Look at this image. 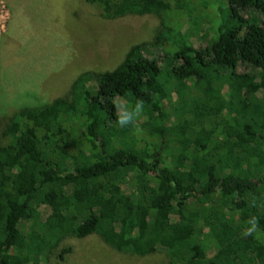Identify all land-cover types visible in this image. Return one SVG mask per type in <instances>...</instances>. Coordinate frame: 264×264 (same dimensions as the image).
<instances>
[{"label":"trees","instance_id":"16d2710c","mask_svg":"<svg viewBox=\"0 0 264 264\" xmlns=\"http://www.w3.org/2000/svg\"><path fill=\"white\" fill-rule=\"evenodd\" d=\"M84 1L108 21L154 15L161 31L0 122V264L62 262L66 239L91 237L168 264H264V0ZM211 89L223 111L166 103ZM117 96L144 102L139 133L116 123ZM250 104L254 117L236 112Z\"/></svg>","mask_w":264,"mask_h":264},{"label":"rangeland","instance_id":"374dc122","mask_svg":"<svg viewBox=\"0 0 264 264\" xmlns=\"http://www.w3.org/2000/svg\"><path fill=\"white\" fill-rule=\"evenodd\" d=\"M210 2L217 9L224 0ZM160 27L154 15L105 20L96 6L84 0H0L1 128L16 109L68 95L69 83L80 72L114 69L131 46L151 42ZM170 27L164 29L167 36L174 35ZM167 98L171 108L177 101L186 102L207 114L223 111L225 106L213 89L209 96L202 93L201 99L174 94ZM236 112L255 116L252 104ZM63 246L71 248V253L51 264H168L163 251L131 256L112 250L96 237L68 238Z\"/></svg>","mask_w":264,"mask_h":264},{"label":"clouds","instance_id":"9594fccd","mask_svg":"<svg viewBox=\"0 0 264 264\" xmlns=\"http://www.w3.org/2000/svg\"><path fill=\"white\" fill-rule=\"evenodd\" d=\"M113 106L115 108V115L117 117L116 123L121 128H126L128 126H133L137 133L142 131L136 127L137 121L142 116L144 112V102L137 101L134 105H129L128 103L121 100L120 97H116L113 101ZM255 201H253V206H255ZM248 227L244 230L242 235L244 237L253 236V234L258 232L259 229V219L256 216H251L247 221Z\"/></svg>","mask_w":264,"mask_h":264}]
</instances>
